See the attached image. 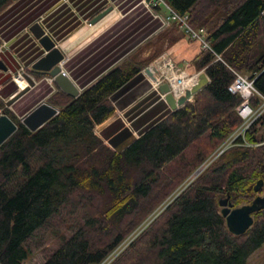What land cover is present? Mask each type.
<instances>
[{
    "label": "trees",
    "instance_id": "16d2710c",
    "mask_svg": "<svg viewBox=\"0 0 264 264\" xmlns=\"http://www.w3.org/2000/svg\"><path fill=\"white\" fill-rule=\"evenodd\" d=\"M14 1L0 0V12ZM167 2L193 27L207 28L210 47L193 62L210 83L122 151L95 127L114 114L113 91L159 51L113 67L78 97L54 93L59 113L36 131L0 101L18 124L0 146V264H22L32 246L43 251L42 264H98L141 225L110 264H249L263 246L264 210L237 236L220 200L228 194L241 206L263 193L254 186L264 177V114L237 139L249 144L209 159L242 123V97L229 89L235 73L249 74L264 94V0Z\"/></svg>",
    "mask_w": 264,
    "mask_h": 264
},
{
    "label": "crops",
    "instance_id": "0c3cea01",
    "mask_svg": "<svg viewBox=\"0 0 264 264\" xmlns=\"http://www.w3.org/2000/svg\"><path fill=\"white\" fill-rule=\"evenodd\" d=\"M108 8L107 14L96 19ZM36 22L68 56L64 69L79 93L113 67L132 57L148 58L157 51L153 63L169 57L182 70L196 73L193 61L203 50L200 42L176 24L163 29L162 20L142 0H15L0 12V101L7 106V101L22 89L13 77L19 68L24 67V73L36 80L11 107L7 106L16 116H26L43 101L51 103V96L61 90L50 81V75L37 78L31 69L47 52L30 29ZM174 76L186 82L193 78ZM153 81L154 77L143 69L113 91L115 112L94 131L106 145L126 148L173 111Z\"/></svg>",
    "mask_w": 264,
    "mask_h": 264
},
{
    "label": "water",
    "instance_id": "95a60500",
    "mask_svg": "<svg viewBox=\"0 0 264 264\" xmlns=\"http://www.w3.org/2000/svg\"><path fill=\"white\" fill-rule=\"evenodd\" d=\"M110 9H106L98 15L96 19L103 17ZM30 29L39 38V42L46 49V54L39 58L34 64L32 71L34 73L50 75L54 78L59 87L64 93L70 94L74 97H78L81 93L76 84L71 78L65 73L60 65V62L65 58L64 52L56 45L54 38L49 35L45 27L40 23L36 22ZM146 73L157 79L155 71L150 68V65L145 68ZM27 79V86L19 90L7 101V106L11 107L13 103L26 93L31 86H33L36 80L27 73H24ZM197 82L184 88L185 90L180 94L176 95L171 90L172 85L169 81H164L159 85L160 92L165 96L167 103L170 104L172 110H176L184 106L188 101L195 96L196 93L201 91L203 87L210 83V77L207 73L202 70L197 74ZM59 113V108L53 104L43 101L38 106L29 112L21 122H23L30 130L36 131L48 122L51 118L53 119ZM18 129V124L6 113L0 114V146ZM200 172V168L197 170ZM264 188V177L260 178L254 186V192H258ZM264 192V191H263ZM234 204L230 200V195L220 200L221 212L226 218L228 230L234 235H242L249 230L254 223V215L261 210H264V193L258 194L252 202L242 204L241 206H233Z\"/></svg>",
    "mask_w": 264,
    "mask_h": 264
},
{
    "label": "built area",
    "instance_id": "2783aa9c",
    "mask_svg": "<svg viewBox=\"0 0 264 264\" xmlns=\"http://www.w3.org/2000/svg\"><path fill=\"white\" fill-rule=\"evenodd\" d=\"M145 6L151 11L157 18L162 20L163 29H167L171 27L173 24H178L179 27L189 36L191 39L200 42L202 49H209V41H208V30L206 27H193L190 23H188L189 15L180 14L176 10L168 4L167 0H142ZM164 9V10H163ZM163 10V11H162ZM165 11V12H164ZM68 56L60 62V65L63 71L66 73L64 69V64L67 62ZM163 62L162 65H159L161 69L157 68L156 64H151L150 68L155 71V69L161 72L160 75L156 74L157 79H154L153 85L155 88H158L159 85L164 82L161 76L167 77L170 81V75L173 72H181L182 75L188 74L185 70H182L180 66H178L174 61L169 57H164L161 59ZM166 68V70H165ZM165 70V71H164ZM167 71V72H166ZM21 74V73H18ZM163 74V75H162ZM196 73L195 75H197ZM236 78L233 83L229 86V89L234 94H239L242 97V102L237 106V113L242 118L241 125L227 138L225 141L218 147V149L213 152V155L210 157L209 162L213 159L217 158L221 153L226 152V150L237 144H249L246 140L243 142H239L237 139L246 137L248 130L251 128L252 124L258 121L262 115L264 114V94L261 93L256 86H254V80L250 78V76L235 73ZM24 75V73H23ZM51 80H54L53 77L50 76ZM172 85V84H171ZM172 90V89H171ZM257 98L258 102L254 103L253 99ZM203 166H200V172L202 171ZM200 172H195V174L190 178L192 180L197 176ZM189 180V181H190ZM144 225L139 226L136 230L126 236L123 241L118 244L112 251L106 256V258L98 264H110L117 257L123 254L126 249L130 247L134 239L137 235L142 231Z\"/></svg>",
    "mask_w": 264,
    "mask_h": 264
},
{
    "label": "rangeland",
    "instance_id": "374dc122",
    "mask_svg": "<svg viewBox=\"0 0 264 264\" xmlns=\"http://www.w3.org/2000/svg\"><path fill=\"white\" fill-rule=\"evenodd\" d=\"M161 62H163V61L162 60H159L156 63H153V62L152 63L153 64H156L157 68L161 69V67H159V65H162ZM150 65H151V63H150ZM24 72H26V69H24V67H22V68H19V70L16 73L13 74V77L16 78V76L18 75V73H21V75H19L16 78V82L18 80H19V82H22L21 84L18 82V84L20 85V87L23 86L24 84H27V82L24 80V77H23V73ZM159 72H162L163 73V71H159ZM159 72H157L158 75H160ZM196 73H194L192 71V72H190L188 74L182 75L181 72H173V74L182 76V77H184V79L185 78H192V77L195 76ZM244 75L250 76L249 74H244ZM161 77L163 78L164 81H169V79L167 77H164V76H161ZM48 78L50 79V77H48ZM50 81H52V80L50 79ZM171 81H172L173 84H175V83H180L181 79L179 80L177 76H173V77H171ZM189 82H190V80L187 81V82L186 81H183V84L185 83V85H187V83H189ZM190 86H192V85H190ZM193 98L191 99V101H193ZM55 107H57V106H55ZM17 117L19 119H21V120L23 118L22 116H17ZM110 147L112 149L116 150L117 152H120V151H122L124 149L122 146H118L116 148L115 147H112V146H110ZM47 241H48V245L51 246L52 248H56L57 247L58 242L55 240V238L53 236L50 235L47 238ZM128 249H126L125 252H127ZM42 252H43L42 250L37 249L36 247L32 246L31 247V253H29L30 254V257L27 260H25L22 264H42L44 262V260H45V255ZM249 264H264V244L251 257H249Z\"/></svg>",
    "mask_w": 264,
    "mask_h": 264
},
{
    "label": "bare ground",
    "instance_id": "6f19581e",
    "mask_svg": "<svg viewBox=\"0 0 264 264\" xmlns=\"http://www.w3.org/2000/svg\"><path fill=\"white\" fill-rule=\"evenodd\" d=\"M19 75H21V74H18L17 76H16V78L19 76ZM174 76V74H172V75H170V81H171V77H173ZM15 78V79H16ZM179 79V78H178ZM197 75L195 76V77H193L191 80H190V82L188 83V84H190V85H194L196 82H197ZM180 80V79H179ZM17 82H19V80L17 81ZM20 84L22 83V82H19ZM171 84H172V90H173V92L176 94V95H180L185 89L184 88H186V85H185V83L183 84V81H180V83H175V84H173L172 83V81H171ZM27 84H24L23 86H21V88H24L25 86H26ZM188 87H190V86H188ZM24 118V117H23ZM22 118V119H23Z\"/></svg>",
    "mask_w": 264,
    "mask_h": 264
}]
</instances>
